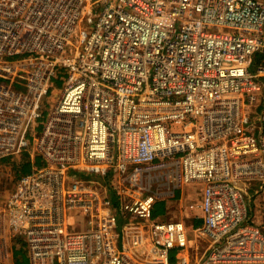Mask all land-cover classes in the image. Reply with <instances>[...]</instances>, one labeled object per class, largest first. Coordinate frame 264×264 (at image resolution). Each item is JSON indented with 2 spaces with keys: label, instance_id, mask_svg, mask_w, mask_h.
Masks as SVG:
<instances>
[{
  "label": "built area",
  "instance_id": "2783aa9c",
  "mask_svg": "<svg viewBox=\"0 0 264 264\" xmlns=\"http://www.w3.org/2000/svg\"><path fill=\"white\" fill-rule=\"evenodd\" d=\"M256 53L264 0H0V161L43 160L0 210L29 264H264Z\"/></svg>",
  "mask_w": 264,
  "mask_h": 264
},
{
  "label": "rangeland",
  "instance_id": "374dc122",
  "mask_svg": "<svg viewBox=\"0 0 264 264\" xmlns=\"http://www.w3.org/2000/svg\"><path fill=\"white\" fill-rule=\"evenodd\" d=\"M61 74L63 75V73H61ZM54 86H55L53 89L54 92L51 95L52 97H50V101H52L53 103L56 100L54 98L59 95L60 89L62 88V80L59 84H56ZM18 161H20L19 155L15 156V157H11V158L2 159L0 161V210H1V215H2L3 210H4L6 200L9 196V194L11 193V191L13 190L15 183H16V180H17L18 174L15 172L14 164H16ZM200 190H201V188L199 186H197L195 188H192L191 186H185L184 191H183L182 201H180V202L176 201V205L174 206V208H172V209H174V212L169 217H178L181 213V209H179V208L183 207L186 204V202L189 201L191 198L198 197ZM158 215L163 217V214H158ZM0 231H1V238L3 239L2 242L5 245L4 234L6 233V231H7V233H9L8 228L5 226H1V224H0ZM16 244H18V243L16 242ZM203 244L204 243H201L199 245V249H196L195 251L192 252L193 256H197L202 252V245ZM11 247H10V241H9L8 248H10V250H11Z\"/></svg>",
  "mask_w": 264,
  "mask_h": 264
},
{
  "label": "crops",
  "instance_id": "0c3cea01",
  "mask_svg": "<svg viewBox=\"0 0 264 264\" xmlns=\"http://www.w3.org/2000/svg\"><path fill=\"white\" fill-rule=\"evenodd\" d=\"M181 194L182 193L180 191L179 192L177 191V193L175 194V199H179ZM175 199L173 198V199H169L168 201H163L165 206L164 213H163V217L158 216L159 218L168 219V217L171 214H173L174 209L172 208H174V206L176 205ZM8 232L9 233H7L6 231V233L4 234L5 237L4 239L5 245H4L2 242L3 239L1 238V231H0V264H20V262H22L23 260H25L24 264H29V258L26 251L24 239L21 236H15L11 234L9 229ZM9 241H10V247L12 246L11 250L10 248H8ZM16 242L18 244H16Z\"/></svg>",
  "mask_w": 264,
  "mask_h": 264
},
{
  "label": "trees",
  "instance_id": "16d2710c",
  "mask_svg": "<svg viewBox=\"0 0 264 264\" xmlns=\"http://www.w3.org/2000/svg\"><path fill=\"white\" fill-rule=\"evenodd\" d=\"M264 58L263 54L256 53L254 56V63L257 64L259 62H262ZM61 76L62 74L59 73L56 78H54V85L59 84L61 82ZM63 82V80H62ZM261 109H264V93L263 98L261 100V103L257 106L256 112L258 113L261 111ZM264 130V123L262 125ZM40 129V125L37 127V130ZM19 160L16 164H14L15 172L18 174L17 178H19L21 175L26 174L32 170L35 166H40L43 164V160L40 155L34 154L33 156L30 154L29 151H23L19 154ZM164 202L162 200L156 201L153 208V216H159L158 214L164 213ZM199 222L195 221V225H197ZM174 253V250L171 252V255ZM171 260H173V256H171ZM25 260L20 262V264H24Z\"/></svg>",
  "mask_w": 264,
  "mask_h": 264
}]
</instances>
